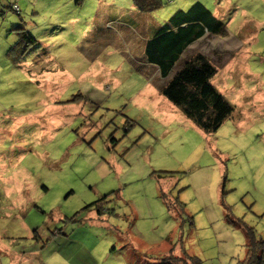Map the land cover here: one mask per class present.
I'll list each match as a JSON object with an SVG mask.
<instances>
[{"label":"rangeland","instance_id":"obj_1","mask_svg":"<svg viewBox=\"0 0 264 264\" xmlns=\"http://www.w3.org/2000/svg\"><path fill=\"white\" fill-rule=\"evenodd\" d=\"M160 1L0 0V264H240L247 231L264 240V0ZM194 1L223 32L171 73L214 66L233 110L208 134L135 51Z\"/></svg>","mask_w":264,"mask_h":264},{"label":"trees","instance_id":"obj_2","mask_svg":"<svg viewBox=\"0 0 264 264\" xmlns=\"http://www.w3.org/2000/svg\"><path fill=\"white\" fill-rule=\"evenodd\" d=\"M130 1L140 14L152 12L161 5L160 0ZM12 8L17 12L16 7ZM204 31L218 34L223 32V28L219 19L201 2L195 1L184 10L175 9L166 21L152 30V37L145 42L144 56L147 63L157 67L162 80L172 70L185 47ZM215 72L209 59L195 52L183 61L164 86L159 87L162 97L204 134L215 131L233 110L210 84ZM247 233L246 253L240 264H264V240H256L249 230ZM183 257L168 256L160 264H199L194 257Z\"/></svg>","mask_w":264,"mask_h":264},{"label":"crops","instance_id":"obj_3","mask_svg":"<svg viewBox=\"0 0 264 264\" xmlns=\"http://www.w3.org/2000/svg\"><path fill=\"white\" fill-rule=\"evenodd\" d=\"M195 2V1H194ZM193 3V2H192ZM191 3V4H192ZM190 4V5H191ZM184 5V4H183ZM183 5H181V7H184ZM189 6V5H188ZM187 6V7H188ZM186 7V8H187ZM186 8H181L182 10H184V9H186ZM147 13H151V12H147ZM114 20L116 21V24L117 25H119V26H124V27H126V29H130L131 31H133V32H136V33H138V32H140V31H142V30H144V23H142V24H140L139 22H138V19L137 20H135V19H132V21H131V23H128V22H125L123 19H121V17L120 16H115V18H114ZM148 26V25H147ZM147 26H145L146 27V31H150V32H148L147 34H145V36L144 37H142V38H138L139 40L137 41H135V43H137L138 42V49L136 48V50L135 51H137V52H140L141 54H143L142 55V57H143V60H145V66L146 67H148L147 69H148V71H147V73H148V78H149V80H147V87L148 88H151L150 86H149V82H150V84L154 81V80H157V77H159V75H158V69H157V67L156 66H154V65H151V64H149V63H147V60H146V58H145V56H144V45H145V42L150 38V37H152L151 36V30H150V28L149 27H147ZM211 36V35H213V34H209V33H207L206 31H204V33L199 37V38H197V39H195V40H193L191 43H194V42H197V40H200L201 38H204L205 36ZM190 43V44H191ZM190 44H188V45H190ZM187 45V46H188ZM96 46L97 45H94L92 48H91V51H90V54H95L96 53ZM183 64V63H182ZM117 70H119V68L117 69ZM143 71H144V69H143ZM145 72V71H144ZM146 73V72H145ZM170 74H172V75H170ZM173 74L174 73H171V71L168 73V75L165 77V78H163L164 79V81H163V83L160 85V87L161 86H164V84L166 83V81H168V80H170L171 79V77L173 76ZM159 79H161L160 77H159ZM162 79V80H163ZM158 91H159V88H158ZM168 102V101H167ZM169 103V102H168ZM165 107L167 108V106L165 105ZM167 110H168V108H167ZM169 112H171V111H169Z\"/></svg>","mask_w":264,"mask_h":264}]
</instances>
